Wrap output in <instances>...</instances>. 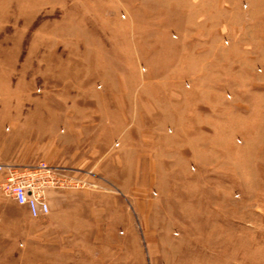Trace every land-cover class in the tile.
I'll return each mask as SVG.
<instances>
[{
    "label": "rangeland",
    "instance_id": "rangeland-1",
    "mask_svg": "<svg viewBox=\"0 0 264 264\" xmlns=\"http://www.w3.org/2000/svg\"><path fill=\"white\" fill-rule=\"evenodd\" d=\"M72 147L97 226L0 191L5 264H264V0H0V162Z\"/></svg>",
    "mask_w": 264,
    "mask_h": 264
},
{
    "label": "crops",
    "instance_id": "crops-1",
    "mask_svg": "<svg viewBox=\"0 0 264 264\" xmlns=\"http://www.w3.org/2000/svg\"><path fill=\"white\" fill-rule=\"evenodd\" d=\"M109 100L108 98L106 99ZM110 101H114V99H110ZM181 102V100H180ZM178 108L176 106V116L178 112ZM182 110L180 111V115H182ZM66 126H68V134L72 137H77L79 143L85 142L83 137L87 136H95L102 133V129L100 128L101 125L98 123H93L92 126H89L87 121H83L82 118L79 117L78 120L80 122H75L77 118H72L71 114H67L66 116ZM106 123L103 124V127H105ZM110 124L106 125L109 127ZM91 127V129H90ZM70 130V131H69ZM105 130H107L105 128ZM118 132V131H117ZM111 133V132H110ZM147 132L145 131V134ZM106 134H109V130H107ZM73 148V149H72ZM70 150L63 149V151H60V149H56L54 151V156H51V164H57V165H64V166H73V167H82L84 166V162H82V159L78 161V157H80L82 150L78 149L80 147H72ZM86 155L83 157H87V149L84 148ZM81 150V151H80ZM80 154H79V153ZM69 153V155H68ZM134 155V154H133ZM135 156V155H134ZM135 157L132 159V165L135 167L136 163ZM130 162V161H129ZM1 163V162H0ZM86 165V164H85ZM64 197L65 204L69 205H75L73 208L63 207L59 210L52 211L53 217L55 219L53 220L55 224L63 223L65 226L72 222V217H81L79 220L80 222H83V224L87 223L88 225H96L97 222L95 220H92L93 216L98 215V209H102V195L93 191H82V192H69L64 193L60 190H51L49 191V200L52 204H55L57 202V198ZM67 197V198H66ZM69 197V198H68ZM75 197H78L77 200H75ZM74 198V199H72ZM27 214L30 216L28 210L25 208ZM57 216H62L63 218L57 219ZM31 217V216H30ZM83 217H86L85 220H83ZM59 222V223H58ZM97 226V225H96ZM43 244H51V247L55 250L52 251V254H54L55 258L52 257L53 260L51 261H39L32 264H70L71 259V241L70 240H62V239H55L51 240V242H46ZM44 247V245L41 246V248ZM38 253L42 254L43 252L40 250ZM3 259V258H2ZM2 259L0 258V264H5L2 262ZM14 264V263H12ZM15 264H31L27 262H15Z\"/></svg>",
    "mask_w": 264,
    "mask_h": 264
},
{
    "label": "built area",
    "instance_id": "built-area-1",
    "mask_svg": "<svg viewBox=\"0 0 264 264\" xmlns=\"http://www.w3.org/2000/svg\"><path fill=\"white\" fill-rule=\"evenodd\" d=\"M0 173L3 175L1 193L26 207L33 218L50 213L49 191L88 185L87 179L72 168L46 161L34 165L1 162Z\"/></svg>",
    "mask_w": 264,
    "mask_h": 264
}]
</instances>
